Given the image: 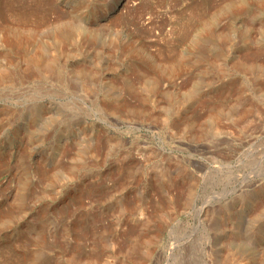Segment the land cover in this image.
Segmentation results:
<instances>
[{"label":"rangeland","instance_id":"obj_1","mask_svg":"<svg viewBox=\"0 0 264 264\" xmlns=\"http://www.w3.org/2000/svg\"><path fill=\"white\" fill-rule=\"evenodd\" d=\"M0 264H264V0H0Z\"/></svg>","mask_w":264,"mask_h":264}]
</instances>
